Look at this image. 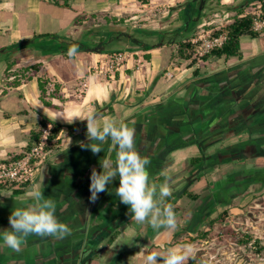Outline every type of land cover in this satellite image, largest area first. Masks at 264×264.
<instances>
[{
    "label": "crops",
    "instance_id": "1",
    "mask_svg": "<svg viewBox=\"0 0 264 264\" xmlns=\"http://www.w3.org/2000/svg\"><path fill=\"white\" fill-rule=\"evenodd\" d=\"M190 1L0 0V49H9L0 50V163L29 145L42 119L65 127L62 145L36 163L26 193L0 188V230H10L13 210L35 203L30 193L37 190L56 202L57 220L71 229L63 239L30 234L19 252L0 238V264H143L140 252L165 254L184 244L195 250L198 242L191 237L199 240L211 219L227 210L240 217L247 211L252 221L264 224V40L243 36L241 59L191 68L173 56L167 60L165 52L176 51L182 27L193 16ZM186 13L189 20L183 19ZM71 41L84 48L76 57L63 50L75 45L66 44ZM31 45L42 53L24 51ZM146 45L153 48L145 51ZM126 49L123 67L100 73L112 52ZM64 60L79 63L70 73ZM23 67H32L31 79L17 74ZM40 79L48 81L49 104ZM15 100L23 103L18 110L10 106ZM89 111L98 122L111 117L135 129L136 151L150 161V182L167 180L172 190L165 202L177 209L174 230L136 223L115 194L118 177L90 202L91 170H102V158L115 162L116 150L110 140L96 155L81 147L92 143L83 128ZM75 124L70 135L68 127ZM193 252L184 264L194 262Z\"/></svg>",
    "mask_w": 264,
    "mask_h": 264
},
{
    "label": "clouds",
    "instance_id": "2",
    "mask_svg": "<svg viewBox=\"0 0 264 264\" xmlns=\"http://www.w3.org/2000/svg\"><path fill=\"white\" fill-rule=\"evenodd\" d=\"M79 54L78 45H72L68 49L69 57ZM85 120L86 137L92 143H81V147L90 149L96 155L103 152V144L110 140L112 149L116 150L115 162L110 158H102L99 161L102 170H91L90 202L95 203L98 194L107 191L108 186L118 177L119 187L115 189V194L122 204L128 206L136 223H147L157 231L174 230L177 227L176 214L173 206L165 202L172 195V190L167 180L161 184L150 182L147 169L150 161L136 151L135 129L124 122L117 124L111 117H104L102 122H98L97 115L91 111L85 114L83 121ZM30 196L35 203L27 209L13 210L8 218L10 230H0V238L4 244L15 252L21 251L30 234L56 239L71 235L70 227L57 220L56 202L53 199L45 198L39 190L31 192ZM193 250L192 244H184L169 248L165 254L156 251L139 254L143 256V264H184Z\"/></svg>",
    "mask_w": 264,
    "mask_h": 264
},
{
    "label": "rangeland",
    "instance_id": "3",
    "mask_svg": "<svg viewBox=\"0 0 264 264\" xmlns=\"http://www.w3.org/2000/svg\"><path fill=\"white\" fill-rule=\"evenodd\" d=\"M223 1L224 0L198 1L197 8L201 10V14L197 15L201 16V18L190 40L194 37H200V35L204 33H215L214 31L219 29L223 24L232 21L235 16H238L236 13L237 11L232 9V7L243 9L244 14H260L262 12V3L260 0H256L259 1L258 3H255L256 1L253 2V0H236L237 2L239 1L237 4H224ZM241 4L242 6H240ZM138 37L142 40L147 39L144 35L140 34H138ZM261 39L262 41L264 40L263 38ZM149 40L148 38L147 41ZM24 49V51L35 54L36 56L42 53L37 50L35 45H31ZM176 51L173 52L172 49L167 50L163 57L168 60V58L172 59L173 56V61H175ZM49 52L51 55H55V53H53L54 51ZM197 54L201 56L198 51ZM173 61H169V65L173 66ZM77 62L78 60H76V62L73 60H64V67L68 72L72 73V68L70 66L73 67ZM17 74L26 77L28 76V71L23 67L17 71ZM22 104L20 100L10 102L12 110H18V108L22 107ZM192 204L196 205L194 202ZM183 215L188 216V212H185ZM217 216L219 217L214 219V216L213 219H211L209 228L201 234L202 236L199 240L194 238L195 240L191 241V243L198 242L193 252L195 256L193 260L194 263L264 264V224L252 221L247 211L242 217L233 215L230 211L222 218L220 214Z\"/></svg>",
    "mask_w": 264,
    "mask_h": 264
},
{
    "label": "trees",
    "instance_id": "4",
    "mask_svg": "<svg viewBox=\"0 0 264 264\" xmlns=\"http://www.w3.org/2000/svg\"><path fill=\"white\" fill-rule=\"evenodd\" d=\"M198 1L200 0H193L189 2V5L193 8V16L191 17L190 23L187 25H183L182 30H184V34H182L177 40H176V46L177 51L175 55V63H178L179 60H182L183 62L188 65V67H193L195 64L198 63H204L206 65L207 62L213 61V60H229L234 58H243L244 53L242 50V37L243 36H250L252 38H263L264 39V28L261 30L256 29V21L258 19L264 20V0H260L262 2L261 8L262 12L260 14H254V13H248L244 14L243 9H240L237 13L238 16H235L232 21L223 24L219 29H216L214 32L215 35H220L223 33L227 34V40L224 42V44L221 47H217L215 49H212L209 53L199 56L197 54V45L192 43L190 38H187V36L190 35L191 32H193L194 26L198 25L199 19L201 16H198L197 14H201V10L198 9ZM200 11V12H199ZM186 15H183V19L186 18ZM197 15V16H196ZM187 19L189 20L190 17L187 15ZM186 31V32H185ZM52 38V37H51ZM53 39L58 40L60 42L59 36H53ZM134 41V40H133ZM72 43H66V44H75L79 46V50H84L83 47H81V43L71 41ZM81 44V45H80ZM137 44V43H136ZM20 44L14 45V47L19 46ZM62 46V45H61ZM64 48V49H63ZM63 50L65 52L68 51L70 48L68 45H63ZM153 46L146 45L143 47L145 51L151 50ZM3 50H9L7 48L0 49ZM123 51V50H122ZM117 51V52H122ZM107 52V51H104ZM116 52V51H115ZM112 52V53H115ZM146 59H151L150 54H146ZM179 64V63H178ZM180 65V64H179ZM32 67L26 68L27 71H30ZM36 68V67H35ZM200 74V69L198 68L195 71V75ZM28 78V76L24 77ZM28 79H31L28 78ZM21 84L19 80H16L13 82L14 87H18ZM47 84L48 81H43V79H40V89L43 94V100L46 104H49L47 100H45L46 94H47ZM59 91V85H57L55 92ZM48 123L52 124V129L50 132V135L48 137V140L45 145L44 153L49 152L55 148H58L62 145L63 139L61 137L62 131L64 130V125L59 124L57 122L51 121L48 118H44L39 122V129L32 131L30 135V142L29 145L19 154H16L12 157L4 161V163H10L13 161H16L18 159H21L27 155V153L31 152V150L39 145L41 142L43 135H44V129L47 127ZM79 125H71L69 126V133L70 135H73L75 133V129ZM84 130H86V124L83 125ZM41 157H38L32 161V167L35 168L36 163L40 160ZM194 160L193 162H195ZM33 185V182L27 181L25 183H3L0 185L1 189H10L15 194L20 195L26 193ZM177 209H174V212L176 213ZM227 214V211L223 212L221 216L224 217ZM114 239H112L113 241ZM195 239L191 237V241H194ZM192 264H195L194 262Z\"/></svg>",
    "mask_w": 264,
    "mask_h": 264
},
{
    "label": "built area",
    "instance_id": "5",
    "mask_svg": "<svg viewBox=\"0 0 264 264\" xmlns=\"http://www.w3.org/2000/svg\"><path fill=\"white\" fill-rule=\"evenodd\" d=\"M264 28V20L258 19L256 21V29L261 30ZM211 32V31H210ZM227 34L223 33L215 35L214 33H204L200 37H194L191 39L192 43L197 45V51L201 56L209 53L212 49L221 47L227 40ZM129 50L122 52H115L111 54L109 62L100 68V73L109 74L114 73L126 64ZM141 62V59H139ZM52 129V124H48L44 129V135L39 143L35 146L31 152L21 159L10 163H0V185L3 183H25L32 181L34 168L32 167V161L38 157H41L44 153L45 145L48 140Z\"/></svg>",
    "mask_w": 264,
    "mask_h": 264
},
{
    "label": "flooded vegetation",
    "instance_id": "6",
    "mask_svg": "<svg viewBox=\"0 0 264 264\" xmlns=\"http://www.w3.org/2000/svg\"><path fill=\"white\" fill-rule=\"evenodd\" d=\"M192 263H193V262H192ZM192 263H191V264H192Z\"/></svg>",
    "mask_w": 264,
    "mask_h": 264
}]
</instances>
